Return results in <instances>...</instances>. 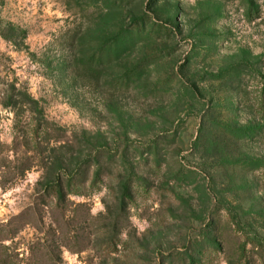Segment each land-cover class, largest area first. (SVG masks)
Wrapping results in <instances>:
<instances>
[{"label":"rangeland","instance_id":"rangeland-1","mask_svg":"<svg viewBox=\"0 0 264 264\" xmlns=\"http://www.w3.org/2000/svg\"><path fill=\"white\" fill-rule=\"evenodd\" d=\"M0 264H264V0H0Z\"/></svg>","mask_w":264,"mask_h":264},{"label":"trees","instance_id":"trees-1","mask_svg":"<svg viewBox=\"0 0 264 264\" xmlns=\"http://www.w3.org/2000/svg\"><path fill=\"white\" fill-rule=\"evenodd\" d=\"M59 189H60V186L58 184V186L55 188V191H57L58 192V195L61 196V191ZM129 189H130V187L128 185H125L123 187V196H122L121 199H123V200L128 199V197L130 195Z\"/></svg>","mask_w":264,"mask_h":264}]
</instances>
